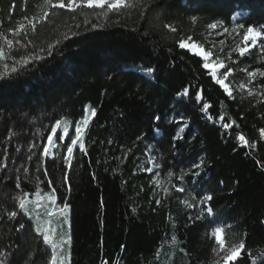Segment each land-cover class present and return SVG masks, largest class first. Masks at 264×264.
<instances>
[{
    "label": "trees",
    "instance_id": "obj_1",
    "mask_svg": "<svg viewBox=\"0 0 264 264\" xmlns=\"http://www.w3.org/2000/svg\"><path fill=\"white\" fill-rule=\"evenodd\" d=\"M45 4L0 0V41L24 25L0 70V264H52L27 218L36 206L70 238L64 264H223L216 227L226 248L244 244L229 264H264V39L222 59L231 96L179 47L190 37L209 51L200 36L213 23L264 29V0L51 8L29 26ZM86 106L87 155L75 149L69 168L66 137L45 156L56 121H80Z\"/></svg>",
    "mask_w": 264,
    "mask_h": 264
},
{
    "label": "snow or ice",
    "instance_id": "obj_2",
    "mask_svg": "<svg viewBox=\"0 0 264 264\" xmlns=\"http://www.w3.org/2000/svg\"><path fill=\"white\" fill-rule=\"evenodd\" d=\"M45 3L52 8H60V9H64L65 7H67L69 10H75L76 7H88V8H104L105 6H107V8L113 12H119L122 9L125 8H129V7H133V8H140L141 6V0H80L79 4L77 3V0H67V4H65V0H58L57 3H53V0H45ZM141 15H143V13L141 12ZM48 13L45 12L44 13V17H42V19L47 18ZM236 17H233V19H235ZM240 28H244L245 25L244 24H239L238 25ZM35 27V25H33V28ZM210 28L215 29L217 27V24L213 23L209 25ZM20 28L23 29L24 25H20ZM173 31H175V29H172ZM227 31V29H225V32ZM67 38V37H66ZM243 38H244V47H239L238 48V52L241 56H243L247 51H249V47H255L257 46L258 42L261 41L262 39H264V29H257L253 26H248L246 31L243 34ZM191 38L189 37L188 41L185 40H181L179 42V47L181 49H187L189 51H192L194 54L199 55L203 58L204 60V64L203 67L205 69H209L211 72V75L216 78L217 77V68H224V64L221 62H215L213 60H211L212 57V53L210 51H205L202 47L196 45L195 43H191ZM5 42L7 43V45L9 46V48H11L12 46V41L11 40H7L5 39ZM250 42V44H249ZM221 43H223V41H221ZM4 53L2 50H0V58H3ZM36 59H40V57H36ZM7 67V66H5ZM13 72L16 71L15 68L12 69ZM149 73H151L153 70L151 68H149L147 70ZM231 72V69H225L221 74H220V78H216V83L219 84L221 87L224 88L225 92L228 93L229 96L232 95L231 91L229 90L228 86L224 83L225 79H227L229 73ZM8 75L7 72L5 73H0V78L2 77H6ZM250 76H255L256 73L254 72H250L249 73ZM260 75L264 76V72H261ZM187 93V89H185V94ZM197 99H199V94H197ZM205 109H207L208 105L204 106ZM85 114L82 117V119L80 121L75 122V133L74 135H70L68 132L67 128H63L61 129L62 134H57V129L60 128L61 122L58 120L56 121V127H54L52 129L53 134H56V140H53V136L49 135L48 136V142L49 144L52 143H57V142H63L65 140V138L67 137L70 140V143L66 145V149H67V153L68 156L65 157V159L67 160V164L68 167H71V157L74 154V150L78 149L80 152H83L85 155H87V151L85 149V144L83 142V129L87 127L88 122H89V106L85 107L84 110ZM96 112L95 109H91V116H95ZM157 120H159V117H156ZM225 128L230 127V125L225 124L224 125ZM184 131L183 128L180 129V132L177 133L176 139H182L183 137L180 135V133H182ZM262 134H264V130H262ZM238 139L240 141L243 142V144H247L248 142L244 139V137L241 135L238 137ZM44 155L47 156L49 153V149L47 147L44 148ZM202 163V162H201ZM200 164H194L193 168H200ZM148 171H151V169H148ZM169 175H171V173H169ZM194 176H199L200 173L199 172H194L193 173ZM68 177L67 174L65 175V182H67ZM17 188L20 187L19 184L16 185ZM70 190V188H69ZM178 191H184L183 188L178 189ZM53 194L50 195L49 199L51 200V202L53 204L56 203V197L54 195L55 193V189L53 188L52 190ZM27 195V194H25ZM212 200V197L210 195L205 196L202 200V203H206L207 201ZM69 205L68 204H64L63 207L61 208V213L62 214H66L67 209H68ZM19 208L21 210L25 209V200L21 199L19 201ZM207 212L209 215H211L212 213V208H208ZM17 216L16 212H12L10 213V217L11 218H15ZM197 219H200V216H197ZM21 227H24V225H21ZM37 231H39V229H37ZM213 236L215 238V242L216 244L219 246L220 251H223L226 253L224 259L226 261H235L241 253V250L244 249V244L241 242L238 245H232L228 248L225 247L226 245V241L224 239L223 236V229L221 227H216L213 230ZM44 242L46 244H51L52 248H53V255H52V261L53 264H55V261L57 259L56 254H55V248L56 245L52 244L51 240L49 239V236L47 234L44 235ZM65 243H70V238L68 241H65Z\"/></svg>",
    "mask_w": 264,
    "mask_h": 264
},
{
    "label": "rangeland",
    "instance_id": "obj_3",
    "mask_svg": "<svg viewBox=\"0 0 264 264\" xmlns=\"http://www.w3.org/2000/svg\"><path fill=\"white\" fill-rule=\"evenodd\" d=\"M57 2H58V0H53V3H57ZM79 2H80V0H77L78 4H79ZM65 4H67V0H65ZM84 7H86V6H84ZM51 8L52 7H49L47 4H45L43 6V8H41L37 11V13L35 14L34 17H31L29 20H27V24L29 26H33L34 23H39V22L44 21L45 18L42 19V17H44V13L45 12L48 13ZM93 8H95V7H93ZM57 9H60V8H57ZM64 10L68 11L69 9L67 7H65ZM235 17L236 18L233 20L238 19L237 16H235ZM20 29L21 28L19 26L17 32L11 31L10 35L5 38V39L11 40L13 42L11 48H9V46L5 42V39L0 41V50H2L3 53H5V50L9 54V53L13 52L14 50L20 49V47L22 45L20 40H19V37H18ZM239 30H237L235 27H233L231 32H229V31L225 32V29L222 26H220V27L217 26L215 29L207 27L206 32L200 36V41L203 44V46H205L206 50H209L212 53L211 60H213L215 62H221L222 63V59L227 58V56L234 51H235V54H237L238 56H241L238 52V48L244 47L243 34L246 30L245 31L242 29H239ZM223 39H226L229 41V44L227 45V49L229 51L226 52V55L223 54V47H222L223 43H221V41H223ZM191 43H193V42H191ZM249 44H250V42H249ZM252 48H254V47H249V50ZM183 50L191 53L192 55H194L196 57H198L199 59H201V61L204 64V60L201 56L196 55L187 49H183ZM246 53H248V51ZM3 61H4V56H3V58H0V70H2L4 68V62ZM224 68L223 69L217 68V77L216 78H220V74L224 71ZM205 71L207 72L208 76L213 80V82L216 83V78H214L211 75L210 70L205 69ZM246 78L247 79L251 78V76L249 74H246ZM226 81H227V79H225V81H224L225 84H226ZM217 85L221 89L224 90V88L221 87L219 84H217ZM74 126H75V122L72 124H61L60 128L57 129V132L59 131V134H62L61 129L67 128L69 134L74 135V133H75V127ZM84 129H83V131H84ZM51 135L52 136L54 135L53 132L51 133ZM69 143H70V140H68V144ZM46 147L49 149V153L47 156L53 157L55 144L54 143L49 144V142L47 141ZM47 195H48V193H47ZM58 217H61L64 219V214H59ZM27 218L31 219L35 223L36 228L39 229V231H37V232H38V234H40L43 241H44V238H43L44 235L47 234L49 236V239L51 240L52 244L56 245L55 254H56L57 259L55 261V264H64L66 262L65 247L68 244V243H65V241H68V240H67L64 232L62 230L55 232V228L52 227L53 222L51 220H46L45 218H43L42 211L40 210V206L33 207L31 209V211L27 214ZM213 238H214V236H213ZM214 240H215V238H214ZM49 246H50V252H51L50 261L53 264V261H52L53 248H52L51 244H49ZM223 264H229V261L224 260Z\"/></svg>",
    "mask_w": 264,
    "mask_h": 264
},
{
    "label": "water",
    "instance_id": "obj_4",
    "mask_svg": "<svg viewBox=\"0 0 264 264\" xmlns=\"http://www.w3.org/2000/svg\"><path fill=\"white\" fill-rule=\"evenodd\" d=\"M229 262H233V261H229Z\"/></svg>",
    "mask_w": 264,
    "mask_h": 264
},
{
    "label": "bare ground",
    "instance_id": "obj_5",
    "mask_svg": "<svg viewBox=\"0 0 264 264\" xmlns=\"http://www.w3.org/2000/svg\"><path fill=\"white\" fill-rule=\"evenodd\" d=\"M192 52V51H191ZM193 53V52H192Z\"/></svg>",
    "mask_w": 264,
    "mask_h": 264
}]
</instances>
